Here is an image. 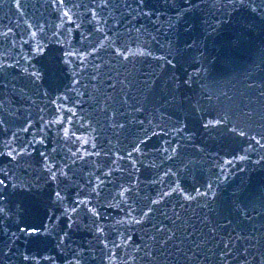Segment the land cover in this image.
Segmentation results:
<instances>
[{"label": "water", "instance_id": "obj_1", "mask_svg": "<svg viewBox=\"0 0 264 264\" xmlns=\"http://www.w3.org/2000/svg\"><path fill=\"white\" fill-rule=\"evenodd\" d=\"M0 264H264V0H0Z\"/></svg>", "mask_w": 264, "mask_h": 264}]
</instances>
